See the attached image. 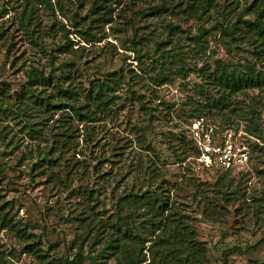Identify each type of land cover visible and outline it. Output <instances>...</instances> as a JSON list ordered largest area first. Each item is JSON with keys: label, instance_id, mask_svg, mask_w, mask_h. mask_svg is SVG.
Here are the masks:
<instances>
[{"label": "rangeland", "instance_id": "obj_1", "mask_svg": "<svg viewBox=\"0 0 264 264\" xmlns=\"http://www.w3.org/2000/svg\"><path fill=\"white\" fill-rule=\"evenodd\" d=\"M194 1L35 0L22 18L25 0H0V212L24 235L0 227V264L57 263L80 245L84 264H118L107 250L109 226L123 221L118 198L147 188L165 191L171 211L208 250L205 264L264 263V244L244 252L264 238V141L224 113L231 124L223 125L247 142L251 159L220 173L197 165L187 132L204 104L200 71L252 58L242 32L231 39L221 25L229 32L254 0H215L206 12ZM96 2L99 15L91 13ZM66 37L68 48L57 51ZM34 69L76 95L33 82ZM108 80L113 113L91 115L89 106L78 117L68 108L84 106L83 92ZM241 100L234 105L243 108ZM196 116L223 123L214 113ZM121 218L146 250L156 240L142 210L123 208ZM220 237L241 249L226 263L213 249Z\"/></svg>", "mask_w": 264, "mask_h": 264}, {"label": "trees", "instance_id": "obj_2", "mask_svg": "<svg viewBox=\"0 0 264 264\" xmlns=\"http://www.w3.org/2000/svg\"><path fill=\"white\" fill-rule=\"evenodd\" d=\"M33 1L35 0H25L22 18L25 17L27 8L31 6ZM194 8L196 11H210L216 8V2L215 0H195ZM99 10L100 8L96 2L91 8V13L99 15ZM243 13H252L254 15L253 20H245ZM97 20H91L89 29L92 28L95 22L97 23ZM221 30L231 39H234L236 34L239 35L242 32L239 37L246 39V44H249L252 49V58L243 64L236 65L218 61L213 67L208 66L205 70H201V81L196 86V93L204 104L201 108L194 110L190 117H200H194L196 113H214V116L219 117L223 123L216 124L212 120L207 121L222 132L230 130L228 126H224L225 124H231L227 123V119L224 118V113H230L246 123L244 131L248 136L264 141V0H254L245 9V12L241 11L229 32L223 25H221ZM66 43L60 48L58 46V50H56L63 51L61 49L68 48L70 41L67 37ZM73 63H65V66H72ZM32 76L33 82L38 80L37 84L46 86L52 84V87L57 89L56 93L59 95L66 96L68 93V97L76 95L69 90H63L60 87V78L53 76L52 73L44 75L41 71L34 69ZM108 81L110 82H95L91 84L92 86L89 90L83 92L81 97L86 103L84 106L69 104L68 108L78 117H82V114L79 113L80 109L88 108L89 106L93 107V109L95 108L91 111V115H94L96 111L100 114L113 113L114 104L108 92L112 90L110 83L114 80ZM238 97L242 99L241 101L246 102L242 104L243 108L234 105V101ZM236 132L237 130L235 129L233 133L237 135ZM188 140L189 149L195 159L197 149L189 135ZM245 143L247 144V142ZM250 159L251 153L249 161ZM47 162L50 163L53 160L47 158ZM209 170H215L220 173L234 171H222L213 168ZM164 192V190L147 188L139 192L128 191L118 198L117 208H120L116 214L118 215L117 221H123L109 226L113 234L107 246L110 255L116 257L118 264H145L147 261L149 263L146 264H205L208 250L196 240L194 232L189 230V226L180 220L178 212L171 211ZM123 208L142 210L147 217L145 222L147 227L145 229L147 231L151 229V234L157 235L156 240L153 241V244L147 250L145 248L146 239L139 234H133L129 230L128 224L124 222L125 218H121ZM0 227H10L18 234V237H24L23 232L16 226H12L11 220H7L6 214L1 212ZM261 244H264V238L253 246H246L244 252L252 254ZM213 249L218 259L226 263L228 255L240 248L225 242L224 238L220 237ZM145 250L147 252L143 253ZM147 255H149L148 258ZM87 258L80 245L72 259L66 258L59 260L57 263L50 259L42 261L41 264H84Z\"/></svg>", "mask_w": 264, "mask_h": 264}, {"label": "built area", "instance_id": "obj_3", "mask_svg": "<svg viewBox=\"0 0 264 264\" xmlns=\"http://www.w3.org/2000/svg\"><path fill=\"white\" fill-rule=\"evenodd\" d=\"M187 131L197 149L195 161L200 168L228 171L247 166L251 150L231 130L220 132L200 116L188 122Z\"/></svg>", "mask_w": 264, "mask_h": 264}]
</instances>
